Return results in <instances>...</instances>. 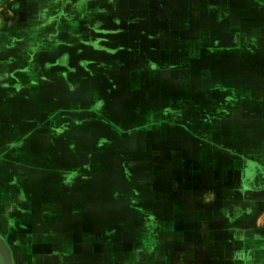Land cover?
Segmentation results:
<instances>
[{
	"label": "crops",
	"instance_id": "obj_1",
	"mask_svg": "<svg viewBox=\"0 0 264 264\" xmlns=\"http://www.w3.org/2000/svg\"><path fill=\"white\" fill-rule=\"evenodd\" d=\"M127 2L120 0L118 11L111 0H0V140L9 142L8 157L17 156L7 169L8 188L0 191V218L16 221L19 217L14 216L21 214L24 219V214L31 213L26 180L33 179L39 202H57L54 193L59 189H66L65 196L72 197V190L84 188L92 178H85L84 166H73L74 157L90 155L89 150H81V142L95 140L99 146L106 141H129L131 151H142L141 155L135 154L141 159L134 163L150 169L141 173L138 184L129 187L140 189L136 195L151 201L146 210L140 207L131 213L147 214L154 226L142 234L135 261L180 264L182 261L176 260L175 255H184L189 249L178 238L200 239L222 230L239 236L237 227L247 228L264 219V161L245 159L229 149L227 142L234 146L239 140V121L214 120L216 125L209 133L200 128L192 131L191 120L178 122L169 111L155 107L160 89L172 84L169 107L172 103L177 106L183 98L189 103L197 101L191 93L198 90L204 103L208 99L206 93L212 90L218 97V108H230L232 114L240 109V92L264 95V0H160L145 7ZM207 9L211 17L201 18ZM117 11L116 20L111 14ZM128 11L131 17L124 15ZM160 11L168 21L152 17L148 28L144 27L149 33L140 34L137 28L135 35L125 31L141 22L143 12L153 15ZM179 13H185L186 20L177 24L182 31L174 36L176 24L170 19ZM109 24L118 32L104 31ZM164 27L167 36L160 32ZM84 29L90 30L89 36L80 32ZM97 30L103 35H96ZM143 43L151 45L152 57L168 62L178 60L176 45L194 49L190 57L182 59L197 62L198 69L169 64L173 69L158 71L152 65L149 69L129 70L128 60L143 57L142 48L137 47ZM111 65L115 67L113 73ZM112 77L120 78L118 85L111 83ZM261 77L263 80H259ZM117 88L118 91L112 90ZM148 94H152L151 107L142 109L140 101ZM136 96L140 109L135 111L142 109L147 117L144 122V116L136 115L122 101ZM255 107L264 109V101L246 108ZM156 113L164 117L159 118ZM131 116L137 124L129 120ZM199 120L198 124L202 123ZM2 129H8L10 134L4 136ZM47 140L52 141L50 148ZM30 142L37 143L29 145ZM96 146L92 151L99 149ZM98 151L100 156L110 153L106 149ZM63 155L71 158L68 165L62 164ZM122 155L119 150L118 156ZM35 156L39 157L38 162L33 160ZM156 167H161L172 180H152L156 178ZM102 171L99 179L103 181L107 176ZM245 172H250L247 180ZM141 177L148 184L142 183ZM9 187H15L16 192ZM109 188L125 189L128 184L114 180ZM108 199L122 201L127 211L128 203L119 195L112 197L110 193ZM74 212L79 209H72L67 219H90ZM109 213L103 210L102 217L91 220H107ZM158 228L162 229L159 234ZM0 231L5 233L2 225ZM163 237L164 243L160 241ZM202 252L209 251L204 247ZM155 255L158 260L152 259ZM261 263L264 264L258 262ZM229 264L239 261L232 259Z\"/></svg>",
	"mask_w": 264,
	"mask_h": 264
},
{
	"label": "rangeland",
	"instance_id": "obj_2",
	"mask_svg": "<svg viewBox=\"0 0 264 264\" xmlns=\"http://www.w3.org/2000/svg\"><path fill=\"white\" fill-rule=\"evenodd\" d=\"M127 1V4L130 6L138 3L144 7L156 5L158 1L160 2V0ZM119 2L120 0H111L112 6H117L116 10L118 11ZM105 5L107 4L105 3ZM207 7L208 5L205 8ZM118 11L112 13L111 17L113 15L117 20V15H119ZM176 13L178 12L176 11ZM124 15L131 17L132 13L128 11V13H124ZM196 15L198 17V14ZM210 15H212V13L207 9V14L205 15V12L201 13V18L202 16H206L207 19H209L211 17ZM140 16L141 22L138 23V25L132 24L130 27L128 26L125 31H129L132 35H135L136 28L139 29L138 32H140V34L148 32L149 30H146L144 27L148 28V22L152 17H158L160 21H168L165 14L161 11L153 15L149 12H143ZM193 16L194 14L192 13V17ZM184 20H186L185 13H179L175 19H170V21H174L176 24L173 30L174 36H179L182 29H180L177 24ZM108 27L109 28L104 29V31L118 32V30H113L114 27L111 24H109ZM166 28L167 27L160 29V32H163L165 36H167ZM80 32H86L88 36L90 35V30L87 29H84V31L80 30ZM106 33L110 34L112 32ZM96 35L103 34L100 30H97ZM137 47L142 48L143 57L141 60H135L133 62L128 60L127 68L129 70L149 69L152 65L156 66L155 69L158 71L173 69L168 67L169 64L176 65V68L179 66L182 69H198L197 62L182 59L190 57L189 53L192 55L194 51V49H188V47L186 48L184 45H176L180 53L176 55L178 56V60L169 62L159 60L158 57H152L151 45L143 43L138 44ZM114 68L115 67L111 65L112 73L114 72ZM261 79L262 77L259 80ZM112 80H114L111 81L113 85H118L120 78L112 77ZM159 87L158 85V88ZM171 87L172 84L168 85V87H164L163 90L160 89L159 104L155 106L159 108V111H169L171 116H176L178 118H176L178 122L185 121V123H189V120H191V130L195 132H198L200 128L201 132L206 131L209 133L216 125L214 120L223 119L227 121H239V140L234 142V146L230 144V142H227L230 147L229 149L238 153L245 159H253L256 160L255 162L264 161V118L262 117L264 115V109H260L259 107L246 108L247 106H254L264 101V95L261 94V92H240L238 98L240 109L237 113L232 114L230 108L223 110L218 108V97H216V93L212 92V90L206 93L208 99L204 101V103L201 101L202 98L204 100V97L198 90L191 93L193 97H197V101L189 103L187 99L183 98L181 101H177V106H174V103H172V106L169 107L168 93H170ZM148 88H150V86L146 89ZM112 90L118 91V88ZM138 96L130 99L125 98L122 99V101L127 107L132 108L136 115L140 114V116H144L142 117V122H144L147 117L142 109L144 107H151L150 98L152 94H148L147 98L143 97L141 99V112L135 111L136 108L140 109ZM64 100H67L66 96ZM65 102L66 101H64V103ZM125 105H121L120 107L123 108ZM243 106L244 108H242ZM120 107H117V112ZM64 114L68 113L64 112ZM156 115L157 117L159 116V118L164 117L161 116L160 113H156ZM128 118L133 122L132 116ZM198 118L202 119V123L198 124ZM205 121L206 123H210L206 124L204 123ZM246 121H249V123L252 121L259 123L258 125L252 123L248 124ZM133 123L137 124L135 122ZM11 128L16 132L15 126ZM227 128L228 131H230V124H228ZM8 129H2L4 136L10 134ZM249 130H252L254 133H249ZM5 141L6 140L3 139L0 140V191L8 188L7 182L10 179L7 175V169L9 167V162L12 161L14 157H17H8L6 155L8 148L7 144H9V142ZM14 143L18 142L16 141ZM35 143L37 142H30L29 145H34ZM45 143L47 144V148H50L52 141L47 140ZM96 144H98V141L95 140L81 142V150H89L90 155L84 153V155L74 157L73 166H84L81 168L85 178L87 179L90 177L92 180L89 183L86 182L84 188H79L76 191L72 190V197L69 195L65 196L66 189H59L54 193V196L57 194V202L53 199L44 201L41 199L39 202L37 189L35 190L34 181H32L33 179L26 180L24 186L28 203L30 204L31 215L24 214V219L21 218V214L14 216L19 217L16 221L0 218V225H2L5 232L2 233L0 231V240L6 247L5 249L9 252L10 264H143L142 262L137 263L138 261H135V256L137 255L136 250L140 248L139 243L143 237L142 234L148 233L154 226H151V223L147 220V214L142 215L140 212L139 215H134L131 212L133 211L136 213L137 209H140V207L146 210L151 201L147 197L137 196L136 193H138L140 189H133L129 186L138 184L141 173L148 170L150 171V169L134 163L135 161L139 162L141 159V156L138 159L135 154L138 153L141 155L142 151L140 148H138L136 152L131 151L132 146L129 141H106L101 142L99 146H96ZM63 146H66L65 141L63 142ZM95 146L99 148L98 150L106 149L109 150L110 153L107 156H100L98 150L92 151ZM119 150L123 154L121 157L118 156ZM19 159L29 162L28 159ZM70 159L69 156L63 155L61 157V162L63 165H68ZM33 160L38 162L39 157L35 156ZM102 170L106 171L105 173L107 176L103 181L99 179L103 174ZM154 171L156 172V178H151L152 180H172V177L164 173L161 167H156ZM249 173L250 172H245L244 174L246 180L248 175L250 176ZM114 180L126 181L128 188H109ZM144 180L145 179L141 177L142 183L145 182L146 184L147 182ZM9 188L16 192L15 187L14 189L12 187ZM110 193L112 197L119 195L121 200L127 201V211H124L125 206H122V201H109L108 198ZM13 197H17V195L14 194ZM129 197L130 199H128ZM86 204H88V212H86ZM82 206L83 212H81ZM122 207L123 210H120ZM74 208L79 209V212H74L78 214L79 217L86 218L89 216L90 219L78 221L67 219ZM103 210L110 212L107 214V217H110L109 219L91 220L93 217H102L101 214ZM36 211L38 214L35 215L34 212ZM7 216L8 215H6V217ZM57 217L60 219H56ZM142 217L144 218L142 219ZM225 227H227V225H225ZM262 227L264 228V219H262L261 222L259 221L257 225L253 223L250 224L247 228L246 226L243 228L241 225L237 227L239 229V236H236L235 233L231 235L222 230L221 233L219 232L212 236L208 235L200 239L197 237H180L177 240L184 243L189 251L184 255L183 253L176 254L175 259L182 261L180 264H229L232 259L233 261L238 260L239 264H248V262L249 264H258L259 261L264 262V238L262 237L264 233ZM221 228L222 226L217 229V232ZM161 231L162 229L160 228L156 230L158 234ZM160 241L164 243L165 237L161 238ZM204 247L208 249V253L202 252ZM138 255L142 256V254ZM152 259L158 260V255H155ZM144 262L146 263L147 261L144 259Z\"/></svg>",
	"mask_w": 264,
	"mask_h": 264
},
{
	"label": "bare ground",
	"instance_id": "obj_3",
	"mask_svg": "<svg viewBox=\"0 0 264 264\" xmlns=\"http://www.w3.org/2000/svg\"><path fill=\"white\" fill-rule=\"evenodd\" d=\"M5 248V247H4ZM8 256L4 249L0 246V264H8Z\"/></svg>",
	"mask_w": 264,
	"mask_h": 264
},
{
	"label": "water",
	"instance_id": "obj_4",
	"mask_svg": "<svg viewBox=\"0 0 264 264\" xmlns=\"http://www.w3.org/2000/svg\"><path fill=\"white\" fill-rule=\"evenodd\" d=\"M0 246H1L2 248L5 247L1 240H0ZM7 254H8V253H7ZM8 258H9V257H8ZM8 264H10V261H8Z\"/></svg>",
	"mask_w": 264,
	"mask_h": 264
},
{
	"label": "flooded vegetation",
	"instance_id": "obj_5",
	"mask_svg": "<svg viewBox=\"0 0 264 264\" xmlns=\"http://www.w3.org/2000/svg\"><path fill=\"white\" fill-rule=\"evenodd\" d=\"M6 248V247H5ZM4 247H3V249H4V251L6 252V254H7V256L9 257V252L7 251V249H5ZM8 260L10 261V259L8 258Z\"/></svg>",
	"mask_w": 264,
	"mask_h": 264
}]
</instances>
